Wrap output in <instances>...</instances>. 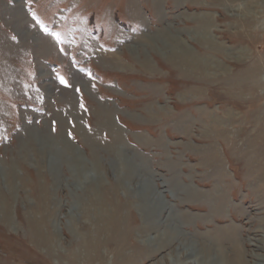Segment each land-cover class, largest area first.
Returning <instances> with one entry per match:
<instances>
[{
  "label": "rangeland",
  "instance_id": "1",
  "mask_svg": "<svg viewBox=\"0 0 264 264\" xmlns=\"http://www.w3.org/2000/svg\"><path fill=\"white\" fill-rule=\"evenodd\" d=\"M239 250L264 264V0H0V264Z\"/></svg>",
  "mask_w": 264,
  "mask_h": 264
},
{
  "label": "bare ground",
  "instance_id": "2",
  "mask_svg": "<svg viewBox=\"0 0 264 264\" xmlns=\"http://www.w3.org/2000/svg\"><path fill=\"white\" fill-rule=\"evenodd\" d=\"M252 3V2H251ZM248 23H250V21H247ZM174 39V38H173ZM173 42L176 44V46L179 44L180 45V40H179V42L178 41H176L175 39L173 40ZM201 42L203 43V44H208V43H213L214 44V41H213V39L211 38V36H209V35H205V37H203L202 39H201ZM216 43V42H215ZM182 46V45H181ZM182 49H184V51L183 52H181V55H179L178 57L179 58H181V59H183V60H185V56H189V58H186V59H188L189 60V63L191 64L192 63V65L194 64H196V60H197V57H196V55H192V54H188L187 53V48H184L183 46L181 47ZM189 52V51H188ZM186 54H188V55H186ZM199 58V57H198ZM183 60H182V62H183ZM205 64H206V62H204ZM197 65V64H196ZM202 66V65H201ZM203 68H204V66H202ZM42 140V139H41ZM65 140V139H64ZM45 144V143H44ZM56 144H57V142H56ZM120 146V145H119ZM73 149V148H72ZM121 149V148H120ZM74 150V149H73ZM121 152V151H120ZM60 153V152H59ZM80 153V152H79ZM78 155V154H77ZM80 156H82V155H80ZM57 157V156H56ZM129 161V160H128ZM131 162V161H130ZM117 166H118V164H117ZM3 198V197H2ZM8 202V201H7ZM3 211L4 212H7V206H6V204L5 205H3ZM102 218V217H101ZM31 219V218H30ZM33 222V219L31 220V223ZM32 224H34V222L32 223ZM31 224V225H32ZM103 229V228H102ZM32 230H33V228H32ZM34 232V231H33ZM37 240H39L41 243H43L44 245H46V246H50V248L53 246L52 245V240L51 239H44L40 234H39V236H38V238H37ZM52 249V248H51ZM243 256V254L241 253V250H239L238 252H236V257H235V261H236V263H240V261L244 264V257H242ZM233 260V261H234ZM233 261L232 260H230V259H223V262H221V264L223 263V264H234L233 263Z\"/></svg>",
  "mask_w": 264,
  "mask_h": 264
}]
</instances>
